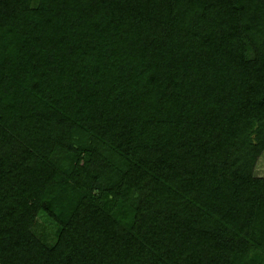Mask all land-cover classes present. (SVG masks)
I'll return each instance as SVG.
<instances>
[{"label":"trees","instance_id":"1","mask_svg":"<svg viewBox=\"0 0 264 264\" xmlns=\"http://www.w3.org/2000/svg\"><path fill=\"white\" fill-rule=\"evenodd\" d=\"M263 152L264 0H0V264H264Z\"/></svg>","mask_w":264,"mask_h":264},{"label":"rangeland","instance_id":"2","mask_svg":"<svg viewBox=\"0 0 264 264\" xmlns=\"http://www.w3.org/2000/svg\"><path fill=\"white\" fill-rule=\"evenodd\" d=\"M255 172L259 175H264V152L256 165ZM34 228L39 235L44 236L50 243L53 242L56 224L51 219L45 215H39Z\"/></svg>","mask_w":264,"mask_h":264}]
</instances>
